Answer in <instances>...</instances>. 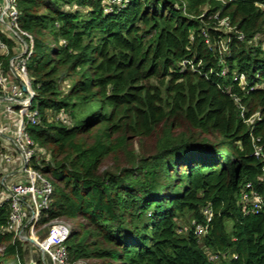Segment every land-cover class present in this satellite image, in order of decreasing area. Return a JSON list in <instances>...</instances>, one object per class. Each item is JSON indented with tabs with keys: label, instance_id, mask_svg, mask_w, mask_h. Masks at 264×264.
Listing matches in <instances>:
<instances>
[{
	"label": "trees",
	"instance_id": "trees-1",
	"mask_svg": "<svg viewBox=\"0 0 264 264\" xmlns=\"http://www.w3.org/2000/svg\"><path fill=\"white\" fill-rule=\"evenodd\" d=\"M109 1L16 0L39 114L26 131L54 187L39 228L70 226L73 264H264V206L241 204L249 183L264 198V0H132L107 13ZM206 207L199 239L191 224ZM10 209L0 264H29V244L5 232Z\"/></svg>",
	"mask_w": 264,
	"mask_h": 264
},
{
	"label": "built area",
	"instance_id": "built-area-1",
	"mask_svg": "<svg viewBox=\"0 0 264 264\" xmlns=\"http://www.w3.org/2000/svg\"><path fill=\"white\" fill-rule=\"evenodd\" d=\"M131 1L110 0L108 2L110 6L106 7V12L110 13L113 6L124 7ZM18 20L19 13L16 0H0V31L10 37L15 44L11 51L10 46L0 37V97L5 98V101H0V103L5 105V114L16 115L17 117L16 135L12 139V143L21 154V170L28 176V182L25 183H12L9 185L5 182H2V185L0 183L2 190L0 207L8 204L11 208L5 232L13 233L39 252L40 259L38 261L31 259L29 264H73L67 247L70 226L63 221H54L41 228L38 226L42 214L51 205L54 187L48 179L35 170L33 164L34 160L39 159L38 153L44 151L38 148L26 131L28 124L36 125L38 123L39 114L37 110H30L34 93L31 88L26 63L33 53L32 46L24 40L23 33L19 30ZM220 26H223L229 32L232 31L227 19L222 20ZM243 38V35H239L240 40H243ZM14 49L17 51L19 49L22 50L14 52ZM11 52L14 53V56L9 60V70L6 72L3 66V58L9 57ZM189 64L191 63L188 61L182 63L183 66ZM235 81H238L241 87L246 86V77L243 74L236 77ZM59 119L61 118L59 117ZM254 119L255 121L260 120L258 113L247 122L252 124ZM254 155L262 159L264 163V155L261 148L255 147ZM259 181L264 185V165L263 174ZM241 204L245 214H258L263 210L264 198L249 183L241 191ZM202 213L205 217V222L193 221L191 224V229L199 239L208 234L213 218L212 210L209 207L203 209ZM45 228L47 232L40 238L37 233ZM205 252H207L211 261L218 259V256L210 253V251L205 250ZM75 264L84 263L78 262Z\"/></svg>",
	"mask_w": 264,
	"mask_h": 264
},
{
	"label": "crops",
	"instance_id": "crops-1",
	"mask_svg": "<svg viewBox=\"0 0 264 264\" xmlns=\"http://www.w3.org/2000/svg\"><path fill=\"white\" fill-rule=\"evenodd\" d=\"M17 51L16 49H14ZM5 105L0 103V183H25L28 182V176L22 172V158L18 149L13 145L12 139L15 137L17 127L16 115L4 113ZM46 158V157H45ZM47 156L46 159H48ZM0 185V194L2 193Z\"/></svg>",
	"mask_w": 264,
	"mask_h": 264
},
{
	"label": "rangeland",
	"instance_id": "rangeland-1",
	"mask_svg": "<svg viewBox=\"0 0 264 264\" xmlns=\"http://www.w3.org/2000/svg\"><path fill=\"white\" fill-rule=\"evenodd\" d=\"M108 8V7H107ZM261 40H264V38L262 37L261 38ZM260 41V40H259ZM22 50V49H21ZM20 49H19V51H14V52H20L21 51ZM61 115V116H60ZM60 115H56L55 114V116H53V118H54V120H56V119H59V117L62 119V120H64V121H67V117H66V115H64L63 113L62 114H60ZM66 119V120H65ZM38 157H39V159L40 158H47V154L45 153V152H42V153H38ZM46 232H47V230H46V228L45 229H41V230H39L38 231V236H40V238H42L43 237V235L44 234H46ZM29 244V243H28ZM30 245V244H29ZM27 246V252H28V259L30 258V259H32V260H35V261H38V259H39V257H40V255H39V252L38 251H36L35 250V248L32 246V245H30V246ZM32 251V252H31Z\"/></svg>",
	"mask_w": 264,
	"mask_h": 264
},
{
	"label": "water",
	"instance_id": "water-1",
	"mask_svg": "<svg viewBox=\"0 0 264 264\" xmlns=\"http://www.w3.org/2000/svg\"><path fill=\"white\" fill-rule=\"evenodd\" d=\"M25 89V88H24ZM26 90V89H25ZM33 100V99H32ZM0 101H5V98L4 97H0ZM0 134L2 135V136H4L5 137V135L3 134V133H1L0 132ZM31 241V240H30Z\"/></svg>",
	"mask_w": 264,
	"mask_h": 264
}]
</instances>
